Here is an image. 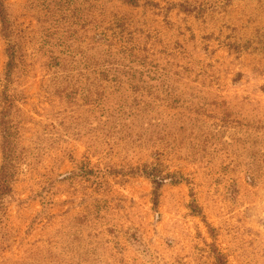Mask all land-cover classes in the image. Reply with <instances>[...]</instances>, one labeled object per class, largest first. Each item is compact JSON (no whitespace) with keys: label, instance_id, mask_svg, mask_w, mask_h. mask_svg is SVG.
<instances>
[{"label":"rangeland","instance_id":"rangeland-1","mask_svg":"<svg viewBox=\"0 0 264 264\" xmlns=\"http://www.w3.org/2000/svg\"><path fill=\"white\" fill-rule=\"evenodd\" d=\"M4 2L0 264H264V0Z\"/></svg>","mask_w":264,"mask_h":264},{"label":"trees","instance_id":"trees-1","mask_svg":"<svg viewBox=\"0 0 264 264\" xmlns=\"http://www.w3.org/2000/svg\"><path fill=\"white\" fill-rule=\"evenodd\" d=\"M0 22L2 24L3 36L9 41L7 47L8 63H7V74L10 75L16 68L17 65V53L15 44L10 41V36L12 33V22L5 5L4 0H0ZM0 126L2 132V142H1V153L3 162L0 166V214L4 209L5 198L13 192V180H14V170H13V159L15 150V140H14V129L12 122L8 119L6 110L0 111ZM148 167V166H147ZM146 175L153 180L156 185L155 192L162 187L165 177L158 174L156 167H148L146 170Z\"/></svg>","mask_w":264,"mask_h":264}]
</instances>
